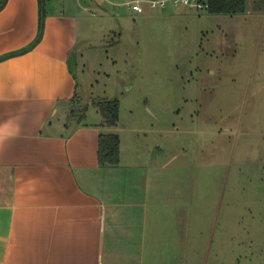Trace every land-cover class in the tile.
<instances>
[{"label":"rangeland","instance_id":"374dc122","mask_svg":"<svg viewBox=\"0 0 264 264\" xmlns=\"http://www.w3.org/2000/svg\"><path fill=\"white\" fill-rule=\"evenodd\" d=\"M146 1L40 0V35L53 8L78 19L79 92L61 121L100 123L98 103L119 100L112 133L140 167L112 180L127 193L147 167L168 180L161 192L190 213L192 264H264V0L231 15Z\"/></svg>","mask_w":264,"mask_h":264},{"label":"crops","instance_id":"0c3cea01","mask_svg":"<svg viewBox=\"0 0 264 264\" xmlns=\"http://www.w3.org/2000/svg\"><path fill=\"white\" fill-rule=\"evenodd\" d=\"M54 10L41 35L40 0L0 11V264H192L190 213L173 209L168 180L147 167L133 196L112 180L140 167L124 163L121 136L120 164L100 165V135L119 124L61 121L80 39L77 16Z\"/></svg>","mask_w":264,"mask_h":264},{"label":"trees","instance_id":"16d2710c","mask_svg":"<svg viewBox=\"0 0 264 264\" xmlns=\"http://www.w3.org/2000/svg\"><path fill=\"white\" fill-rule=\"evenodd\" d=\"M7 0H0V11ZM46 1V0H43ZM207 11L212 14H241L246 11L247 0H206ZM102 127L116 128L120 122L119 100H103L97 105ZM77 123L85 122L86 115H73ZM121 157V138L118 134H101L99 140V162L101 166H118Z\"/></svg>","mask_w":264,"mask_h":264},{"label":"built area","instance_id":"2783aa9c","mask_svg":"<svg viewBox=\"0 0 264 264\" xmlns=\"http://www.w3.org/2000/svg\"><path fill=\"white\" fill-rule=\"evenodd\" d=\"M152 8L161 7L162 9L167 8L170 4L173 6H185L190 9L206 10L208 5L206 0H160V1H146ZM132 10L137 14H143L144 8L140 5V1L133 3Z\"/></svg>","mask_w":264,"mask_h":264}]
</instances>
